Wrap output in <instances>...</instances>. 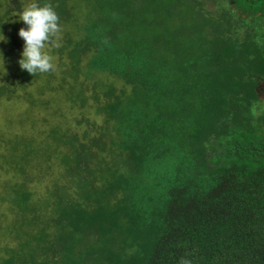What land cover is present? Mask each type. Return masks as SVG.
<instances>
[{"label":"trees","instance_id":"trees-1","mask_svg":"<svg viewBox=\"0 0 264 264\" xmlns=\"http://www.w3.org/2000/svg\"><path fill=\"white\" fill-rule=\"evenodd\" d=\"M31 2L0 0V264H264V0H41L34 76Z\"/></svg>","mask_w":264,"mask_h":264},{"label":"clouds","instance_id":"clouds-1","mask_svg":"<svg viewBox=\"0 0 264 264\" xmlns=\"http://www.w3.org/2000/svg\"><path fill=\"white\" fill-rule=\"evenodd\" d=\"M19 21L24 25L18 31V37L23 41L17 61L19 68L31 76L54 71V58L50 53L53 47H59L57 41L61 27L60 18L51 3L33 0L20 11ZM5 42L6 37L0 34V43ZM0 57L4 61L2 51ZM180 264H191V261L182 259Z\"/></svg>","mask_w":264,"mask_h":264},{"label":"rangeland","instance_id":"rangeland-1","mask_svg":"<svg viewBox=\"0 0 264 264\" xmlns=\"http://www.w3.org/2000/svg\"><path fill=\"white\" fill-rule=\"evenodd\" d=\"M261 100H262V103H263V106H264V94L261 96ZM14 107H16V106H14ZM9 108H12V105L7 107V111L9 110ZM18 111H20V110L18 109ZM13 113L15 114L16 110ZM5 114H6L5 108L4 109H0V125L2 123V119H3V116Z\"/></svg>","mask_w":264,"mask_h":264},{"label":"flooded vegetation","instance_id":"flooded-vegetation-1","mask_svg":"<svg viewBox=\"0 0 264 264\" xmlns=\"http://www.w3.org/2000/svg\"><path fill=\"white\" fill-rule=\"evenodd\" d=\"M261 91H264V89H263V90H261Z\"/></svg>","mask_w":264,"mask_h":264}]
</instances>
